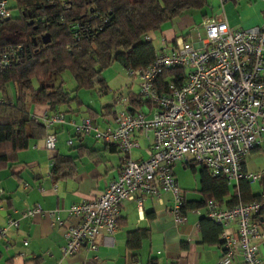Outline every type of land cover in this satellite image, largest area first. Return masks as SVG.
<instances>
[{
  "label": "built area",
  "instance_id": "built-area-1",
  "mask_svg": "<svg viewBox=\"0 0 264 264\" xmlns=\"http://www.w3.org/2000/svg\"><path fill=\"white\" fill-rule=\"evenodd\" d=\"M218 1L223 7L227 0ZM10 11V0H0V20L9 18ZM201 26L205 37L199 31L194 41L185 34L173 40L160 37L148 65L126 70L137 78L141 99L152 106L151 117L140 109H130L128 97L120 96L115 102L123 108L115 109L112 122L103 121L104 126L90 117L77 123L61 112L39 119L48 131L45 149L55 148L52 128L68 123L77 134L115 144L122 153L118 176L104 191L68 209L75 224L66 225L58 209L45 210L40 204L24 210L23 217L46 215L64 228V256L74 254L83 244L95 251L100 235H113L125 201H135L140 207L145 197L160 200L163 193H170L174 222L184 221L186 191L174 176L176 163L193 160L213 175H223L229 184L240 180L253 184L263 176L247 171L244 161L252 151L264 147V18L250 28H231L225 15L206 18ZM145 40L153 42L150 34ZM23 51L22 44L0 47V69L18 63ZM170 69H181L183 74L174 75L160 88L159 79ZM137 132L153 136L141 160L131 158L139 148L134 140ZM71 144L69 139L67 145ZM263 200L264 196L261 201H239L232 206L216 199L206 202V217L222 228V252L216 264H233L237 257L246 264H262L259 248L264 246V228L254 218L264 206ZM18 222L9 220L0 227V243L7 241L8 229ZM228 226H235V233Z\"/></svg>",
  "mask_w": 264,
  "mask_h": 264
},
{
  "label": "crops",
  "instance_id": "crops-1",
  "mask_svg": "<svg viewBox=\"0 0 264 264\" xmlns=\"http://www.w3.org/2000/svg\"><path fill=\"white\" fill-rule=\"evenodd\" d=\"M231 1L236 5L235 10L238 13V17L226 18L231 28H250L263 20L264 0ZM14 5V2L10 1V6ZM225 6L231 10L229 3ZM201 13L202 19L209 17L205 9ZM194 16L187 11L182 13L175 25L171 24L164 30L163 27L159 30L160 37L173 40L176 36L185 34L190 38V34L184 33V30L196 21ZM129 92L138 94L132 87H129ZM104 93L106 92H100ZM9 100L13 102L14 98ZM81 101L82 105L78 110L73 106L74 112L68 111L65 106L59 108L61 111H53L48 105H32L30 112L37 122L47 113L61 112L66 119L77 123L90 117L104 126L103 121L112 122L115 109L120 111L123 108L116 104L115 99L100 109H93L86 105L83 99ZM143 102L139 108L132 105H129V108L140 109L147 117H151L152 106L144 100ZM52 129L56 135L54 149H45V136L33 139L28 149L19 153L16 163L0 171V227L7 225L9 220L19 221L17 226L8 229L7 241L0 243V264H89L91 260L96 264H146L151 258H156L159 264L217 263L222 252L219 244L221 232L217 234L216 227L211 224H202V219L206 217L205 206L184 211V221L175 223L170 212L173 206L170 193H163L160 200L145 197L140 207L135 201H125L118 229L113 235H100L95 251L83 244L74 254L64 256V228L46 215L23 217L24 210L40 204L45 210L58 209L59 216L66 225L75 224L76 220L69 216L68 209L81 201L95 198L104 191L106 184L118 176L122 153L118 148L116 151L111 150L107 146L109 144L97 143L98 140L92 135L95 143L87 136L77 134L68 123L55 125ZM68 139H72L70 146L67 145ZM134 140L138 142L139 148L131 153V158L141 160L145 156L144 150L153 143L152 133L146 137L137 132L134 134ZM80 145L96 151L95 156L77 159V172L73 177L54 181L51 176L53 157L56 154L75 157L76 148ZM51 150H55L54 153ZM261 159H264V147L255 149L246 157L245 169L250 172H262L264 175V160ZM175 167L176 164L173 166V173L177 180ZM178 185L181 186L179 182ZM235 185L237 184H230L231 192ZM252 188L254 194L260 192L258 186L253 187L252 184ZM200 189L199 179V187L195 189L198 194L189 196L185 190L186 201H200ZM259 224L264 228V222ZM136 229H147L150 233L147 238L142 239L139 250L131 252L126 247L127 233ZM227 229L234 233L236 231L235 226H228ZM259 256L264 264V246L259 248ZM233 264L246 263L242 257H237Z\"/></svg>",
  "mask_w": 264,
  "mask_h": 264
},
{
  "label": "trees",
  "instance_id": "trees-1",
  "mask_svg": "<svg viewBox=\"0 0 264 264\" xmlns=\"http://www.w3.org/2000/svg\"><path fill=\"white\" fill-rule=\"evenodd\" d=\"M18 9V17L0 20V47L22 44V59L7 69H0V171L18 161L20 152L28 149L30 141L44 137L47 131L30 112L32 105H48L53 111L65 106L74 112L82 105L76 94L80 89H92L99 83L100 92L108 86L101 77L102 71L117 62L125 70L148 65L155 52L153 42L145 36L159 31L188 10H204L208 0H10ZM29 21H33L29 24ZM105 21V22H104ZM69 71L76 88H64L62 73ZM183 74L181 69L167 70L159 79L160 88L172 77ZM13 83L15 99L10 102L6 87ZM37 84V85H36ZM127 94L128 105L139 108L144 102L139 94ZM116 151L115 144L107 145ZM77 156L56 154L53 157L51 176L54 181L73 177L76 160L93 157L95 152L78 146ZM185 165L195 170L196 162L188 160ZM200 183L202 199L186 201L183 211L199 209L210 199L225 206L239 201H261L264 196V175L257 182L260 192H253L252 184L240 180L230 190L226 178L213 175L201 166ZM264 201V200H263ZM264 206L254 221L261 223ZM221 226L205 217L202 224ZM149 230L136 229L127 233L126 247L134 252L141 247L142 239ZM221 246V241L219 239ZM146 264H159L151 258Z\"/></svg>",
  "mask_w": 264,
  "mask_h": 264
},
{
  "label": "rangeland",
  "instance_id": "rangeland-1",
  "mask_svg": "<svg viewBox=\"0 0 264 264\" xmlns=\"http://www.w3.org/2000/svg\"><path fill=\"white\" fill-rule=\"evenodd\" d=\"M208 1H209V6L205 8V12H207L209 16L208 18H215L217 16H223V15H226V18H229V19L238 17V13L235 10L236 5L231 0H227L223 4V9L220 6V3L218 0H208ZM227 3L231 5V10H229L225 6ZM187 12L194 14L195 15L194 19L196 21L190 24L187 28H185L184 33H189L190 39L192 41L196 39L197 31L200 32L202 37H205V29L201 26V23L205 19H202L201 10L200 11L199 10H188ZM18 15H19L18 9H12L10 11V16L12 18L18 17ZM178 19L179 17L175 18L172 21V23L165 24L163 26V30L164 28H166L167 26L171 24L175 25ZM150 35L152 36L153 44L155 45V43L158 41L159 37L161 36V33L160 31H154ZM101 77L106 80V83L108 86L106 93L100 94L99 83H96L94 88L92 89H80L76 93L79 96V98L84 100L86 105L92 107L93 109H100L102 108L103 105L110 103V102L112 103L116 97H120V96L127 97L129 87H132V89L135 92H138L139 90L137 78H132L131 76H129L126 70L123 68V66L117 62L113 63L109 67H106L102 71ZM62 79L64 81L63 86L67 91L75 90L76 83L69 71H64L62 73ZM6 91H7V96L9 99L11 98L15 99L16 91H15V86L13 83H10L7 85ZM85 107L86 106L84 105V108ZM85 136L90 138L91 141L94 143L97 141V140L94 141L91 135H85ZM73 142L74 144L77 143L75 140ZM97 143L103 144V142L101 141H98ZM54 151L55 150H51L52 153H54ZM262 160L264 159H261V161ZM200 168H201V165L199 164H196L195 170H192L191 167L189 166L187 167L183 165V163L181 162L176 163L175 172H176L177 180L179 184L182 186L180 187L183 188L184 190H187V193L189 196L198 194L195 189L199 187ZM257 186H258L257 182L253 183V187H257Z\"/></svg>",
  "mask_w": 264,
  "mask_h": 264
},
{
  "label": "water",
  "instance_id": "water-1",
  "mask_svg": "<svg viewBox=\"0 0 264 264\" xmlns=\"http://www.w3.org/2000/svg\"><path fill=\"white\" fill-rule=\"evenodd\" d=\"M4 20L6 21V20H8V18H5ZM32 23H33V21H29V24H32ZM261 221L264 222V217L261 219Z\"/></svg>",
  "mask_w": 264,
  "mask_h": 264
}]
</instances>
